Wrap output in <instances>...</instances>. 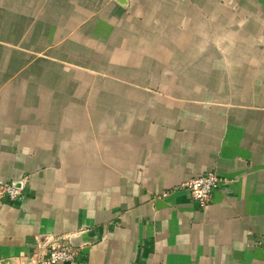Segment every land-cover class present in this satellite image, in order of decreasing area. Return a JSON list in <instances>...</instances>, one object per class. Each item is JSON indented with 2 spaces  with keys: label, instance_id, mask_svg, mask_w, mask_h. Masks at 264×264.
Listing matches in <instances>:
<instances>
[{
  "label": "crops",
  "instance_id": "0c3cea01",
  "mask_svg": "<svg viewBox=\"0 0 264 264\" xmlns=\"http://www.w3.org/2000/svg\"><path fill=\"white\" fill-rule=\"evenodd\" d=\"M2 185L0 264H264V0H0Z\"/></svg>",
  "mask_w": 264,
  "mask_h": 264
},
{
  "label": "built area",
  "instance_id": "2783aa9c",
  "mask_svg": "<svg viewBox=\"0 0 264 264\" xmlns=\"http://www.w3.org/2000/svg\"><path fill=\"white\" fill-rule=\"evenodd\" d=\"M221 179L214 173L196 177L186 184L190 195L194 202L200 207L206 208L211 200L213 192L216 191L221 184ZM20 196V192L10 185H2L0 187V204L4 199L14 202ZM40 259L32 264H59L75 261L78 255V249L73 247L66 239H58L49 242L48 246L40 248Z\"/></svg>",
  "mask_w": 264,
  "mask_h": 264
}]
</instances>
